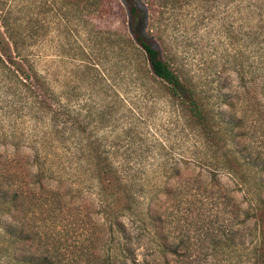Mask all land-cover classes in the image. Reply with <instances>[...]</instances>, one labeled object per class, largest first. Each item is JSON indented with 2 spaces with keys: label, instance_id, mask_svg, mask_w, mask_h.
Segmentation results:
<instances>
[{
  "label": "trees",
  "instance_id": "16d2710c",
  "mask_svg": "<svg viewBox=\"0 0 264 264\" xmlns=\"http://www.w3.org/2000/svg\"><path fill=\"white\" fill-rule=\"evenodd\" d=\"M6 1H0L2 24L17 57L25 58ZM68 1L76 11L92 14L104 12L110 3L122 10L126 5L127 19L118 42L120 93L135 90L146 95L150 87L163 92L180 109L195 153L172 164L159 160L157 184L152 185L137 177L131 155L123 157L117 153L120 147H110L97 136L109 114L107 108L98 110L97 119L84 115L63 102L51 81L32 69L23 83L31 103L29 113L38 121L40 146L21 174L17 159L12 174L0 170V204L11 218L0 229V264H187L193 254L175 227L173 211L185 205L186 221L207 227L206 213L196 195L190 194L189 187L195 185L198 195L218 194L228 200L234 219L243 217L242 224L250 223L256 235L246 262L264 264V151L254 145L249 128L252 116L264 118V0H237V9L244 5L247 13L250 61L248 73L240 74L244 95L223 97L228 116L178 69L164 38L163 17L193 0ZM91 33L98 35L94 27ZM103 35V50L110 53L115 33ZM158 42L161 49L154 45ZM91 52L96 56L94 48ZM122 104L131 105L124 96ZM239 104L244 109L252 106V115L239 110ZM0 165L7 167L2 161ZM192 165L210 171L209 180L203 171L194 175ZM219 172L235 178L234 191L243 193L246 209L220 182ZM38 213L68 220L67 225L62 223L58 232L36 227L31 216ZM219 236L212 238L214 247L231 240L226 232Z\"/></svg>",
  "mask_w": 264,
  "mask_h": 264
},
{
  "label": "rangeland",
  "instance_id": "374dc122",
  "mask_svg": "<svg viewBox=\"0 0 264 264\" xmlns=\"http://www.w3.org/2000/svg\"><path fill=\"white\" fill-rule=\"evenodd\" d=\"M6 2L10 23H14L19 31L20 51L25 58L17 57L0 17V161L7 163L6 169L0 165V170L3 169L4 174L16 170V159L21 174L26 160H32L40 146L38 121L29 113L31 103L24 85L27 83L25 74L32 69L51 81L63 102L77 111L82 110L84 115L92 114L97 119L100 108L108 109L109 114L97 136L110 147H120L117 153L123 157L131 155L137 177L146 178L155 185L160 162L172 164L185 156L193 157L195 148L187 137L181 111L163 92L150 86L148 95L130 90L123 96L131 105L124 107L122 104L118 42L122 40L127 19L125 4H122V10L110 3L104 12L92 14L76 11L74 3L68 0ZM243 8L241 5V11L237 9V0H193L162 19L164 38L178 69L194 79L227 116L229 109L223 103V97L244 95L240 74L248 73L250 61L247 13ZM93 27L98 32L97 37L91 33ZM107 31L115 33V47L110 53L105 52L102 45L103 32ZM154 45L161 49L159 42ZM93 48L96 56L91 52ZM238 109H246L250 115L253 113L249 104L245 109L239 104ZM252 117L249 123L252 140L264 151V118ZM192 166L194 175L203 171L209 177L210 171ZM37 169L33 166L34 171ZM217 175L246 209L248 204L243 193L234 191L235 178L225 172ZM196 187H189L190 194L196 195L194 199L206 213L207 227L200 229L187 222L183 216L185 205L173 211L175 227L179 235L186 237L193 254L187 264H247L246 254L255 241L256 231H252L250 223L242 224L243 217L234 219L228 200L221 199L218 194L198 195L201 192ZM10 220L0 204V229ZM31 220L36 227H50L54 232L60 231L62 223L67 225L68 221L61 222V219L54 220V217L39 213L32 215ZM221 232H226L231 240L223 247H214L212 238L217 239Z\"/></svg>",
  "mask_w": 264,
  "mask_h": 264
}]
</instances>
